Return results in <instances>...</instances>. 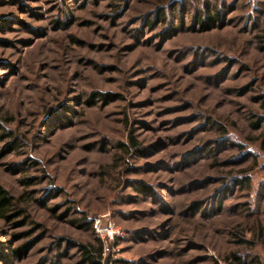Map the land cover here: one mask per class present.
Returning a JSON list of instances; mask_svg holds the SVG:
<instances>
[{"label": "rangeland", "instance_id": "obj_1", "mask_svg": "<svg viewBox=\"0 0 264 264\" xmlns=\"http://www.w3.org/2000/svg\"><path fill=\"white\" fill-rule=\"evenodd\" d=\"M263 104L264 0H0V264H264Z\"/></svg>", "mask_w": 264, "mask_h": 264}, {"label": "trees", "instance_id": "obj_2", "mask_svg": "<svg viewBox=\"0 0 264 264\" xmlns=\"http://www.w3.org/2000/svg\"><path fill=\"white\" fill-rule=\"evenodd\" d=\"M206 17L202 16L200 18H198V23L202 24V25H206L207 22H210L211 25L217 23L220 24L223 22L224 20V15L221 14L219 9L214 10L213 7H210L209 3H206ZM207 21V22H206ZM150 24V23H149ZM103 97H106L105 95ZM264 107V104H263ZM264 122V120H263ZM253 127L256 129H260L262 127V124L260 122H255V124H253ZM129 147H137L138 143L136 142L135 139L130 140V144H128ZM120 147H122V149L128 153V147L125 146L124 144H121ZM261 148L264 151V133L262 136V144H261ZM231 185L233 187H238V189H240V191H245L248 190L251 186V179L249 176H244L242 178L240 177H236L234 178V180L231 182ZM228 188V187H227ZM139 191L142 192H146L148 190L146 189H138ZM220 202V210L223 207V202ZM14 203V198L13 196L7 191V189H5L1 184H0V217L2 218H8L6 216V213L12 208V205ZM201 209V207H200ZM261 225V223L258 222V226ZM260 229H258L257 232V237L260 238L263 236V229L261 227H259ZM97 242L99 244V247L96 249L93 246H86L83 247L84 251V259L86 261L87 264H103L102 263V251H103V243L100 240V238L97 239ZM236 261L237 264H244L243 263V259L238 257L236 254H233L232 256ZM260 264V263H258Z\"/></svg>", "mask_w": 264, "mask_h": 264}, {"label": "built area", "instance_id": "obj_3", "mask_svg": "<svg viewBox=\"0 0 264 264\" xmlns=\"http://www.w3.org/2000/svg\"><path fill=\"white\" fill-rule=\"evenodd\" d=\"M100 218L95 219L96 232L101 236L104 243L113 242L120 236V231L114 227L113 224L109 223L105 227H100Z\"/></svg>", "mask_w": 264, "mask_h": 264}]
</instances>
